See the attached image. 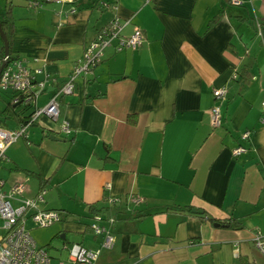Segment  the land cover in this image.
Wrapping results in <instances>:
<instances>
[{
	"label": "crops",
	"instance_id": "1",
	"mask_svg": "<svg viewBox=\"0 0 264 264\" xmlns=\"http://www.w3.org/2000/svg\"><path fill=\"white\" fill-rule=\"evenodd\" d=\"M74 5V14L70 4L35 8L30 0H3L0 8L1 17L11 8L16 59L43 69L39 79L47 77L39 106L115 16L128 21L124 36L140 28L144 42L136 50L107 47L74 93L60 98V119L40 116L27 137L7 149L0 162L5 187L26 183V197L44 189L42 208L65 214L37 240L49 249L60 238L66 253L73 243L102 248L104 237L89 227V208L96 204L105 208L103 223L115 236L96 264H264L255 243L257 236L264 239V0L242 6L231 0ZM221 87L227 89L220 101L223 122L215 127L212 91ZM10 97L0 91V109ZM64 122L71 133L62 131ZM18 126L8 120L4 127ZM246 130L251 134L244 140ZM240 145L247 152L234 156ZM110 197L121 202L113 207ZM69 232L78 242L68 239ZM66 256L71 264L69 251ZM51 257L53 264L63 261Z\"/></svg>",
	"mask_w": 264,
	"mask_h": 264
},
{
	"label": "built area",
	"instance_id": "2",
	"mask_svg": "<svg viewBox=\"0 0 264 264\" xmlns=\"http://www.w3.org/2000/svg\"><path fill=\"white\" fill-rule=\"evenodd\" d=\"M76 0H30V5L41 8L46 3L70 4V13L74 14L78 8L74 5ZM247 0H231L235 6H242ZM107 8L117 9L116 5L102 2ZM128 21H122L117 15L104 28L100 29L96 38L85 47L84 56L75 66L67 81L57 88L49 101L43 105H38V100L46 89L47 77L39 79L43 69H31L21 59L9 61L0 74V91L13 94V103L30 105L32 108L31 118L19 125L17 128L9 129L0 126V162L6 159L7 149L27 137V130L42 115L49 117L53 121H58L61 116L60 98L64 95H71L75 91L77 81L90 74L97 65L101 63L107 47L114 46L116 51L125 49L136 50L144 42V34L140 28H136L130 36L123 35V28ZM213 97L215 103L210 109L213 126L219 127L223 122V115L220 101L226 96V87L214 88ZM261 122L264 124V100L262 102ZM64 133H71L67 123L62 124ZM250 130L242 133V138L247 140L250 137ZM247 152L245 146H238L233 150L234 156H240ZM109 187V184L107 185ZM28 187L26 183H15L6 188L5 182L0 178V264H53L49 249L44 242L36 240L32 234L33 230L41 233L42 240L47 238V230L58 225L63 217L57 210L44 209L45 190H41L35 197H26ZM139 203L140 200L132 199ZM108 202L111 206H117L121 200L118 197H110ZM102 214L92 216L89 227L95 235H102L104 240L102 248L92 250L73 243L69 251V262L71 264H96L101 250L112 249L115 236L104 224ZM115 219L110 216L106 222L112 224ZM257 247L264 254V239L257 236L255 239ZM59 264H65L61 261ZM256 264V263H252Z\"/></svg>",
	"mask_w": 264,
	"mask_h": 264
},
{
	"label": "trees",
	"instance_id": "3",
	"mask_svg": "<svg viewBox=\"0 0 264 264\" xmlns=\"http://www.w3.org/2000/svg\"><path fill=\"white\" fill-rule=\"evenodd\" d=\"M9 10L1 17V24L3 31L8 37L9 40V45H10V51H9V61H13L16 59L15 55L12 52V36H13V29H14V23H13V18H12V12ZM219 16H217L214 20L211 22H215L218 19ZM4 58V46L0 50V66L2 64ZM13 94L12 97H10L9 101L6 102L4 108L0 109V126H6L8 120H15L19 125L22 123L27 122L31 118L32 111L29 113L31 107L30 105H24V104H17L13 103ZM62 100V99H61ZM29 113V114H27ZM131 123H134L135 120L133 118H130L129 120ZM31 173V172H30ZM32 174V173H31ZM38 176V175H37ZM39 177V176H38ZM40 178V177H39ZM43 188V187H42ZM104 207L98 208V206L91 205L89 210L92 215L100 214L104 211ZM172 209H180L181 211H186L189 210V207H179L175 206L172 207ZM60 214L62 215L63 219L65 217V214L62 211H59ZM200 217L204 218V214L200 213ZM206 218V217H205ZM211 222H215L216 220L212 217H207ZM229 227H238L237 224L233 223H228Z\"/></svg>",
	"mask_w": 264,
	"mask_h": 264
},
{
	"label": "rangeland",
	"instance_id": "4",
	"mask_svg": "<svg viewBox=\"0 0 264 264\" xmlns=\"http://www.w3.org/2000/svg\"><path fill=\"white\" fill-rule=\"evenodd\" d=\"M0 8H3V0H0ZM0 174H2V164L1 163H0ZM39 234H40V231H38V230L33 231V236H34V238L36 240H37ZM76 235L77 234H75V233L69 232L68 233V239L72 240V242H78V236H76ZM62 248H63L62 239L55 238L54 241H53V248H49V251H50L51 255L54 258H59L60 257V259H62L65 262V264H68L67 263V258H66L67 257L66 255H67L68 251L66 253V251L64 249H62Z\"/></svg>",
	"mask_w": 264,
	"mask_h": 264
},
{
	"label": "water",
	"instance_id": "5",
	"mask_svg": "<svg viewBox=\"0 0 264 264\" xmlns=\"http://www.w3.org/2000/svg\"><path fill=\"white\" fill-rule=\"evenodd\" d=\"M0 35H1L3 42H4V58H3L1 66H0V74H1L3 68L9 63V51H10V45H9L8 37L2 28L1 15H0ZM193 212L202 213L203 211L202 210L196 211L194 209Z\"/></svg>",
	"mask_w": 264,
	"mask_h": 264
}]
</instances>
